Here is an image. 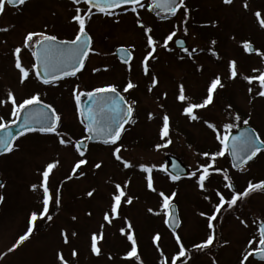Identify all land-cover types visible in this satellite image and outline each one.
<instances>
[{
  "label": "rangeland",
  "instance_id": "374dc122",
  "mask_svg": "<svg viewBox=\"0 0 264 264\" xmlns=\"http://www.w3.org/2000/svg\"><path fill=\"white\" fill-rule=\"evenodd\" d=\"M245 3L247 8L244 7ZM184 6L188 9L187 16L180 9L173 17L164 18L165 21L146 8L138 9L141 21L151 27L150 35L156 41L154 58H149L147 62V75L140 66L148 51L146 38L135 24V14L122 10L104 19V15L93 14L87 22L86 31L93 39L91 48L95 51L89 53L86 63L75 77L44 85L32 71L31 52L27 49H22L20 58L30 75L23 84L18 82V70L13 66L11 51L21 44L28 31H45L58 39H71L74 22L70 21V17L75 7L83 6L72 5L71 0H27L16 8L5 4L4 12L0 13V29H7L0 31V99L6 100L8 91L13 92L17 102L38 93L42 103L58 112L60 127L52 136L37 132L23 135L15 141L11 152L0 157V179L4 184L0 189V196H3L0 201V253L5 254L0 257V264H59L55 259L57 251L69 264H131L121 259L130 246L126 237L118 231L123 226L124 218L132 226L143 263L158 264L160 253L155 251L152 244V237L157 233L161 237L158 241L161 252L170 261L177 247L163 222V209L160 208L157 193L170 195L173 191L176 195L172 202L176 204L182 222L177 234L186 246L188 257L187 260L182 258L177 261V264H239L245 253L251 251V246L245 242L252 236L249 228L251 222L254 224L257 217L264 220V194L250 196L243 203L241 218L235 214L239 212L234 215L226 212L222 216L220 230L215 219L213 228L209 230L206 217L199 214L212 213L215 192L219 191V182H223V174L227 170L225 157L218 156L212 161L213 169H220L221 172L209 169V180L205 182L203 190L196 186L195 177L191 174L205 165L211 159V153L219 149L215 134L207 128L205 121L215 125L218 132L223 134L224 123L234 124L230 129L232 132L244 125L243 119H248V125L264 139V98L255 95L258 90L255 83L249 85L244 79L263 70L264 61L256 53H245L242 47L244 42H249L264 53V29L259 27L253 15L255 11H260L264 18V0H232L230 4H224L222 0H186ZM192 7L194 12H191ZM201 22L204 26L198 27ZM173 30V40L182 37L189 52L196 49L191 58L188 53L175 49L173 40L169 41L168 50L161 47L163 37ZM121 46L132 53L130 70L127 65L119 63L114 55L115 49ZM209 49L215 51V57ZM229 60L235 61L238 72V76L231 80L227 78ZM253 69L258 71L253 72ZM152 75L158 81L154 87L151 85ZM217 75L224 87L214 92L211 105L196 110L198 120L189 121L182 115V103L176 99L178 86L183 85L187 102H199L206 95L211 79ZM129 80L136 87L125 93L122 87ZM106 84L117 86L128 103L136 101L133 105L134 123L125 127L117 142L121 148L119 155L129 162L130 167L124 168L111 156L109 149L112 146L90 145L84 151L87 163L78 172L72 173L71 167L79 156L71 144L74 138L81 136L82 128L76 118L72 88L78 86V91L83 92ZM150 87L152 90L148 91ZM249 87L253 89L251 94ZM162 93H166V96H162ZM10 108L7 102L0 106V118L5 122L14 119L9 115ZM148 113H152L151 120L147 118ZM165 114L169 117L167 139L171 143L156 150L154 145L163 143L159 138V128ZM234 115H239L241 119H232ZM57 135L69 140V145L61 146ZM205 152L210 154L209 157L202 155ZM168 156L180 159L186 166L189 170L186 179L172 181L165 170L161 171ZM51 161L58 163L50 173L48 187L53 197L59 189V206L53 199L48 213L52 219L35 221L29 238L8 252V248L26 230L30 213L41 207L37 193L29 186L38 182L39 170ZM97 162L101 167L94 169L92 165ZM140 165L149 167L151 172H142ZM80 171L84 175H79ZM253 173L264 178V155L250 165L246 175L242 176L247 178ZM149 175L155 192L146 187V177ZM235 177L240 178L236 174ZM124 181H128V186L123 190L133 198L132 203H122L119 218L100 229L104 223L102 214L108 209L114 184L120 183L123 188ZM92 190L93 195L87 196L86 193ZM206 195L208 200L204 199ZM149 208L153 209L152 213L148 212ZM241 220L244 224L240 223ZM61 229L68 236V244H64L59 236ZM101 231L103 238L98 242L101 254L93 256L90 234ZM210 231L214 241L208 248L197 250L192 247V244L202 242ZM72 232L76 233L74 237ZM73 248L77 252L75 258L70 254ZM245 264L257 263L249 256Z\"/></svg>",
  "mask_w": 264,
  "mask_h": 264
},
{
  "label": "snow or ice",
  "instance_id": "6c2138e0",
  "mask_svg": "<svg viewBox=\"0 0 264 264\" xmlns=\"http://www.w3.org/2000/svg\"><path fill=\"white\" fill-rule=\"evenodd\" d=\"M232 0H222L224 4H230ZM5 3L9 6H22L26 3V0H0V13L5 10ZM72 5H82L83 7H75L74 14L71 15L70 21L74 22V35L71 39H58L56 35L48 34L45 31H28L22 38V42L19 46H16L11 51V56L13 57V66L18 70V82L23 84L25 80L29 77V72L22 66L20 54L22 49H28L31 52L32 71L36 74V78L40 83L44 85L52 84L63 77L75 76L78 71L83 67L84 60L88 57L90 52L95 50L91 48V37L86 31L87 22L91 19V16L95 13H99L104 16L111 17L114 11L117 9L128 11V7L131 6V13L135 14V24L142 30L143 36L146 38V45L148 51L143 56L140 61V66L145 75L148 74L147 62L149 58H154V53L156 51V41L150 35L152 29L150 26H146L140 19L138 9H147L148 11H153L154 9H161L168 14L174 15L177 9H183L185 16L188 14V9L184 6V0H148L147 3H142V0H71ZM247 8V4H244ZM255 16L259 27L264 29V18H262L260 11H255L253 13ZM47 27V26H45ZM0 31H7L6 28L0 29ZM186 31V30H185ZM175 36V31H170L166 36L163 37V47L168 50L169 41L173 40ZM177 44L181 46V50L188 53L189 58H191L192 53L196 52L193 48L191 52L187 48L183 47L181 41H176ZM213 44L215 41L212 42ZM131 47V46H129ZM243 51L245 53L255 52L257 56L264 61V53L259 50L254 49L249 42H244ZM211 54L215 57L216 53L212 49H209ZM117 52L121 55V62L128 66L130 70V61L133 59L132 53L127 50V48L121 46L117 48ZM228 69V79H234L238 76L236 70L235 61L229 60L227 64ZM200 68L197 66V71ZM95 71V70H94ZM257 69H253V72H257ZM42 74V75H41ZM244 79L249 85L255 83L257 86L256 96L264 98V70H259L257 75L245 76ZM157 77L155 75L151 76V85L154 87L157 84ZM136 85L129 80L122 87V91L127 93L130 89L135 88ZM224 85L221 82L219 75L211 79L210 83L206 88V95L199 102H187L188 98L184 95L183 85L178 86V94L176 99L182 103V115H185L189 121H196L199 119L196 110L204 109L213 103L214 92L218 88H223ZM150 87L148 91H151ZM253 89L248 88V92L251 94ZM81 95H86L91 101L92 106L88 107L86 110L81 109L80 100ZM162 96H166V93H162ZM72 97L76 101V118L82 125V132L79 139L72 142L71 146L74 148L75 152L78 154L79 158L75 160L71 167V172L76 173L81 166L87 163L85 158V152L82 150V141L87 140H99L104 145L112 146L110 147V154L115 158L124 168H129L130 164L128 161L124 160L120 155L121 148L117 142L121 138L122 131L124 130L125 123H134L132 120L134 107L136 101L132 100L131 103L125 102V97L117 91V88L112 84H106L99 87H94L90 91L80 92L78 91V86H73ZM10 104V117L14 119H9L7 122L3 118H0V130H4V134L0 135V154L9 153L14 149L13 141L18 135H23L24 133L38 132L41 134H56L58 124L60 121L59 115L56 113L55 109L50 105L44 104L43 109L38 113H24V123L20 125V130L16 135L8 131L9 125H14L16 123L15 118H19L22 110H26L32 106L40 105L42 102L39 99L38 93H33L32 95L21 99L19 102L15 100L12 91H8L5 99H0V106L5 103ZM103 106V107H101ZM231 107L230 105L228 106ZM147 118L151 120L153 118L152 113L147 114ZM232 119L239 121L241 117L239 115H234ZM32 122L38 123L40 126L38 128H33L31 126ZM248 119H243V124L248 125ZM207 128L215 134L214 138L218 141L219 149L211 153V159L206 161L205 165H202L200 169L193 172L191 176L195 177V184L198 188L203 190L205 188V182L209 180L210 172L209 169H213L212 161L218 156H224L225 149H229L233 157L232 166L234 168H243L244 165L257 157V154L264 152V140H261L260 136L254 131L245 130L240 132L238 135H230V129L234 127L232 123H224L222 125L223 134L218 132L215 125L210 122H204ZM169 117L168 115H163L162 124L159 128V138L163 143H156L154 148L159 150L160 148L167 147L171 141L167 139L169 135ZM231 141V146L229 148L228 142ZM58 143L61 146H68L69 140L64 138H58ZM203 156L209 157V153H202ZM58 161H51L44 164L41 170L38 172V182L32 183L29 187L30 190L36 192L39 198L41 207L32 211L27 219L26 230L18 236L15 242L8 248V252H12L16 249L22 242L29 238L30 234L34 230V222L38 219H44L50 221L52 216L49 215V205L54 199L55 204L59 206V189L56 190V195L50 193L48 187V180L51 171L56 167ZM94 169H99L101 164L99 162L92 165ZM140 170L144 173H150L151 169L144 165L139 166ZM164 169L161 168V171ZM215 172H221L220 169H213ZM79 175H84L83 171L78 173ZM69 177H66L68 179ZM179 175H170L169 179L172 181L178 180ZM223 179L227 182L229 177L226 172L223 174ZM146 187L149 191L155 192L153 187V181L151 176L146 177ZM210 183V181H209ZM128 181H124L123 188L120 183L114 184V190L110 193V200L108 209L102 214V220L104 223L100 225V229L104 228L105 224L111 225L112 221L119 218V210L124 205H129L132 203V197L128 196L123 190L127 188ZM4 187L3 183H0V189ZM225 187H229L228 183H225ZM260 190L264 191V180L253 183L249 181L247 186L243 188L239 193L230 190L231 198L225 200V197L220 191H216L215 195L219 198L218 202L214 205L212 213L206 214L201 212L199 215L206 217L207 228L211 230L213 228V220L216 218L217 213L222 210V207L227 204V207L232 208L233 205L237 203L238 200H242L247 197L251 192ZM93 191H88L87 196L91 197ZM160 197V208L163 209L164 224L168 226L175 225L179 227L178 218L172 213V200L176 193L173 191L170 195H165L163 192L157 193ZM205 200L209 197L204 196ZM3 200V196H0V201ZM149 213L153 212V209H148ZM90 215V213H88ZM75 220V217H72ZM244 224V221H240ZM122 236L126 237L129 247L123 253L121 259L125 261H130L131 264H143L141 258L138 254L137 242L134 238L133 229L127 218L123 219V226L118 229ZM71 235L74 237L75 232ZM172 237L175 240V244L178 246V250L171 255L170 261L166 260L161 252L160 245L158 241L161 239L159 233L153 235L152 244L155 246V251L160 253V258L158 264H177V261H181L182 258L186 256V248L181 242V238L175 230L171 232ZM59 236L64 244H68V236L64 229H61ZM102 231L98 234L93 232L90 234V251L93 256H99L101 254V249L98 246V242L102 240ZM214 241V236L209 232L206 238L200 242L193 244L192 247L197 250H203L208 248ZM249 245H253V241L249 240L247 242ZM71 257L75 258L77 256L76 250L73 248L71 250ZM259 255L264 259V224L259 228V238L258 246H255V251H248L245 253L243 258L239 261V264H245V261L249 256ZM5 254L0 253V257ZM55 259L59 261V264H69V262L63 257L60 251L55 253ZM109 260L112 259L111 256L108 257Z\"/></svg>",
  "mask_w": 264,
  "mask_h": 264
},
{
  "label": "flooded vegetation",
  "instance_id": "af4514ba",
  "mask_svg": "<svg viewBox=\"0 0 264 264\" xmlns=\"http://www.w3.org/2000/svg\"><path fill=\"white\" fill-rule=\"evenodd\" d=\"M105 18V16H103V19ZM92 40L91 39V47H92ZM28 50V49H27ZM88 57L85 58L84 60V64L86 63V60H87ZM117 60V59H116ZM119 62V60H117ZM84 66V65H83ZM82 69V68H81ZM80 69V70H81ZM80 71H78L76 73V75L79 73ZM75 75V76H76ZM74 76V77H75ZM117 88V86H115ZM91 89L89 90H85L83 92H87V91H90ZM117 91H119V89L117 88ZM121 93V92H120ZM122 95V94H121ZM76 108V107H75ZM78 120V119H77ZM8 121V120H7ZM6 121V122H7ZM79 122V120H78ZM82 126V125H81ZM241 126H244V125H241ZM240 127V126H239ZM239 127H236L234 131L237 130V128ZM253 128V127H252ZM255 130V132L260 136V134L258 133V131L253 128ZM81 135H84L83 132H82V128H81ZM81 137V136H80ZM79 137V138H80ZM78 137L77 138H74L73 141H75L76 139H79ZM261 140H264L262 139V137L260 136ZM84 142H87V141H84ZM90 145H92L91 143H87L86 145V148H88ZM262 155H264V152L262 153H259L257 154V157L253 158L252 160L248 161L243 168H234L233 166H231V163H230V159L228 157V154H227V151H225V154H224V157H225V160H226V173L229 177V180L226 182L224 179H223V182H219L220 183V187H218L219 191L221 192V194L225 197V200H228L231 198L230 196V190L231 191H235L237 193H239L240 191L243 190L244 187L247 186V183L249 181L253 182V183H256L258 181H262L264 180V178L261 177V175L259 174H254L253 175H250L248 176L247 178H245L244 176L242 175H246L247 171H248V167L252 164H254V162L256 160H258ZM235 174L240 176V178H237L235 177ZM187 178V177H186ZM184 178V179H186ZM245 181V182H244ZM225 183H228L230 185V188L229 187H225ZM245 183V184H243ZM218 184V183H217ZM264 194V191H260V190H256V191H253L251 192L247 197H245L244 199L242 200H238L237 203L235 205H233L232 208H229L227 207V204H225L223 207H222V210L217 213L216 215V218H215V223H216V226L218 227V230H220V223H222V216L224 215V213L226 212H229V213H232L234 215L235 212H239V213H235L236 216L238 218H241V212H243L242 210V206H243V203H246L249 199L250 196H253V195H262ZM219 198L216 196V199H215V203L214 205L218 202ZM213 205V207H214ZM212 207V209H213ZM262 218V217H261ZM260 217H257L255 223L253 224V222H251V226L249 225V228H250V233L252 234L251 237H249V239L245 242L247 243L249 240H252L253 241V245H250L251 246V251H255V246H258V238H259V226L264 222L263 219H261ZM254 234V235H253ZM193 245V244H192ZM252 257V256H251ZM185 260L188 259L187 255L183 258ZM256 262L257 264H264V262H257V261H254Z\"/></svg>",
  "mask_w": 264,
  "mask_h": 264
},
{
  "label": "water",
  "instance_id": "95a60500",
  "mask_svg": "<svg viewBox=\"0 0 264 264\" xmlns=\"http://www.w3.org/2000/svg\"><path fill=\"white\" fill-rule=\"evenodd\" d=\"M156 10H158L159 12H164L161 9H156ZM164 13H166V12H164ZM176 41H181L182 44H183V47H186L185 41L183 39H181V38H178V39L175 40V43H174L176 48H180L181 49V46L179 44H177ZM116 54L121 59V55L117 51H116ZM80 106H81V109H83V110H86L88 107L92 106L91 101L89 100V98L86 95L81 97ZM101 107H103V106H101ZM42 109H43V105L40 104V105L32 106V107H30V108H28L26 110H22L20 117L17 119V121H16V123L14 125L9 126L8 131L12 132L13 135H16L17 132L20 130V125L25 122L24 121V113H25V111L28 112V113H38ZM43 110L47 111L46 109H43ZM31 126L33 128H38L40 125L38 123H36V122H32ZM245 130H250V129L241 128V129L238 130V132L236 134H231V135H238L240 132L245 131ZM250 131H252V130H250ZM3 134H4V130H0V135H3ZM89 141L90 142H100L99 140H89ZM228 144H229V148H230L231 141H229ZM81 148H83V145H82ZM230 154H231V152H230ZM231 157H232V155H231ZM232 160H233V157H232ZM167 161H168V163H167L165 169H166V171L169 174H171V175H179V177H184V176L188 175L187 169L184 167V165L182 164V162L179 159H177L175 157H172V156H168L167 157ZM0 183H1V181H0ZM171 211L178 218L176 207L174 205H173V208H172ZM178 221H179V219H178ZM169 227L172 230H176V228H177L175 225H172V226H169ZM254 258L256 260H264L258 254L254 255Z\"/></svg>",
  "mask_w": 264,
  "mask_h": 264
},
{
  "label": "trees",
  "instance_id": "16d2710c",
  "mask_svg": "<svg viewBox=\"0 0 264 264\" xmlns=\"http://www.w3.org/2000/svg\"><path fill=\"white\" fill-rule=\"evenodd\" d=\"M190 9H191V12H194V7L190 8ZM204 23H205V22H204ZM199 25H200V26H198V27L204 26L202 22H201ZM198 27H196V28H198Z\"/></svg>",
  "mask_w": 264,
  "mask_h": 264
}]
</instances>
